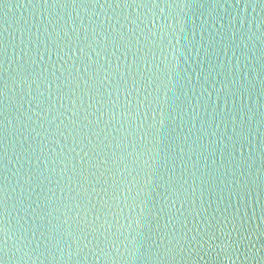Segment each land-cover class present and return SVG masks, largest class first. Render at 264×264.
<instances>
[{
	"label": "water",
	"instance_id": "95a60500",
	"mask_svg": "<svg viewBox=\"0 0 264 264\" xmlns=\"http://www.w3.org/2000/svg\"><path fill=\"white\" fill-rule=\"evenodd\" d=\"M167 11L166 8L162 13L160 8L130 7L126 9L129 20L121 18L117 27L125 33L135 32L136 25L130 21L139 23V17L151 28L164 22ZM186 11V26L177 33L168 53L177 68L170 76L169 93L178 102L177 111L167 118L170 121L165 129L157 126L152 137L157 147L154 166L146 176L150 184L148 202L137 209V212L146 209L141 224L146 249L139 264H264V28L261 27L264 0H192ZM25 21L32 39L46 41V46L51 48V40L44 35L45 28L52 32L62 27L69 36L79 33L88 39L95 35V40L103 44L105 36L99 31L93 34L89 25L101 21L109 24L112 18L106 7L36 8L28 0H0V30L10 45L13 40L16 44L14 49L9 47V58L31 47L32 58L37 64L43 60L46 66L57 63L58 57L51 51L45 52L42 46L29 45L26 35L21 45L18 28ZM137 38L142 39L138 35ZM65 51L69 55L81 54L77 48ZM113 52L111 45L109 54L103 58L88 51V56L105 69L99 77L105 88L132 65L130 54L125 59L120 52ZM77 68L86 75L85 70L91 65L77 64ZM150 68L151 64L140 65L142 71ZM210 69V78H206ZM233 78L243 81L244 87L235 95L221 92L222 83ZM249 82L255 90L247 87ZM31 91L36 94L35 86ZM40 91L47 95L43 87ZM142 98L143 92L138 99ZM24 106L29 107L27 100ZM31 107L35 109V105ZM97 115L94 113L89 119L95 120ZM151 115L148 113V118ZM11 120L12 116H8L5 121V150L0 160L9 210L13 195L19 198L23 190L27 197V188L18 186L17 180L20 179L18 169L23 165L27 171L29 163L26 158L20 159V153L26 151L23 144L26 136L15 132ZM241 129L248 138L242 148L236 144L233 149L231 137ZM93 143L98 141L94 139ZM209 143L210 150L201 148ZM76 151L83 158L87 149ZM111 151L107 148L99 155L89 154L85 160L95 166V176L90 186L86 185L93 205L107 198L104 182L110 183L113 175L119 180V173L123 171L119 164L105 165L104 157H110ZM146 159L151 161V153ZM30 163H39L43 168L50 161L41 159ZM99 213L100 209L96 208L95 214ZM88 218L92 219V213ZM10 219L14 226L15 214ZM165 247L173 250L166 257ZM59 258L57 255L56 259ZM4 264H9L7 256ZM87 264H103V261L89 255Z\"/></svg>",
	"mask_w": 264,
	"mask_h": 264
},
{
	"label": "snow or ice",
	"instance_id": "6c2138e0",
	"mask_svg": "<svg viewBox=\"0 0 264 264\" xmlns=\"http://www.w3.org/2000/svg\"><path fill=\"white\" fill-rule=\"evenodd\" d=\"M28 2L36 8L106 7L112 23L101 21L89 25L93 34L99 31L105 36L103 44L95 40V35L88 39L87 35L79 33L69 36L62 27L52 32L45 28L44 35L52 42V47L48 48L46 41L32 39L30 28L26 27L28 21H25L18 28L21 45L26 35L29 45L42 46L45 52L51 51L58 57L57 63L50 62L46 66L43 60L37 64L32 58L31 47L9 58V47L14 49L16 44L13 40L10 45L0 30V160L5 150V121L12 116L15 132L26 136L23 140L26 151L20 153V159L26 158L29 162L27 171L23 165L18 169L20 179L17 180L18 186L27 188V197L23 190L19 198L13 195L11 210L6 178L0 170V264H4L6 256L9 264H87L89 255L98 257L103 264H139L146 249L141 228L146 209L140 212L137 209L148 202L150 184L146 176L150 174L148 169L154 166L157 147L152 137L157 126L165 129L170 121L167 118L177 111L178 102L169 94L170 76L177 68L168 53L177 33L186 26V9L192 0ZM130 7L160 8L162 13L166 8L168 11L164 22L151 28L139 17V23L131 20L136 31L125 33L117 25L121 18L129 20L126 9ZM261 27L264 28V23ZM98 44L99 47H94ZM109 45L125 59L130 54L132 65L125 73L116 75L114 82L105 88L104 81L99 78L105 69L88 56V51L103 58L109 54ZM72 48L79 49L81 54L69 55L65 51ZM85 63L91 68L82 75L77 64ZM142 64H151V68L142 71ZM211 71L206 78H210ZM224 84H227L226 89ZM33 86L36 94L31 91ZM41 87L47 95L40 91ZM241 87H244L243 81L233 78L225 80L220 91L235 95ZM247 87L255 90L251 82ZM141 92L142 100L138 99ZM94 113H98L96 119L90 120ZM148 113L152 114L151 118ZM247 138L243 129L234 132L233 149L236 144L242 148ZM94 139L98 143H93ZM192 147L195 150V143ZM78 148L87 149L83 158L77 153ZM107 148L112 151L110 157H104L105 165L115 167L119 164L123 171L119 173V180L113 175L110 183L104 182L107 198L93 205L86 185L90 186L95 176V166L85 160L89 154L99 155ZM201 148L210 150L212 145H201ZM150 153L151 161L146 159ZM241 156L243 162V154ZM41 159L50 163L43 168L39 163H30ZM55 192L60 195L56 196ZM33 196L36 198L32 199ZM96 208L100 209L99 214H95ZM89 213L92 219L88 218ZM13 214L14 226L10 219ZM172 252L165 247L163 255L166 257Z\"/></svg>",
	"mask_w": 264,
	"mask_h": 264
}]
</instances>
